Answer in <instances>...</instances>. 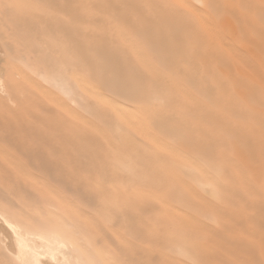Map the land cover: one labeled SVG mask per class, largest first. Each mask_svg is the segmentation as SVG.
<instances>
[{
    "label": "bare ground",
    "instance_id": "bare-ground-1",
    "mask_svg": "<svg viewBox=\"0 0 264 264\" xmlns=\"http://www.w3.org/2000/svg\"><path fill=\"white\" fill-rule=\"evenodd\" d=\"M7 7L49 17L41 24L54 35L42 38L50 43L38 50L41 63L8 55L14 73L42 94L28 101L57 115L44 118L49 123L78 126L77 142L99 154L96 161L78 150L89 156L69 164L56 156L29 167L17 156L0 162L2 177L14 171L28 181L0 186L11 264H264V0H9ZM5 101L0 96V122L13 118Z\"/></svg>",
    "mask_w": 264,
    "mask_h": 264
},
{
    "label": "rangeland",
    "instance_id": "rangeland-1",
    "mask_svg": "<svg viewBox=\"0 0 264 264\" xmlns=\"http://www.w3.org/2000/svg\"><path fill=\"white\" fill-rule=\"evenodd\" d=\"M8 2H9V0H2V1L0 0V9H1V11H0V48L3 51H4V49H9L8 50L9 52L7 50H5L6 53H3L4 55H2V54L0 55L1 57H3V58L0 57V59L2 60V61L0 60V69H6L7 70V72L5 74V76L7 78L5 85H6V87H8V88L5 87V90L2 91V93L4 92L3 95L0 93V96L7 101V102L6 101L5 102L9 105L8 108L11 109V111L13 113V115H12L13 118H12V120H11V118H9L7 120L8 122L7 121L0 122V134H1L0 136H2L0 138L3 141L2 143L0 141V143H1L0 145H1V147H3V146L5 147V148L3 147L4 149L0 147V153L2 152L0 154L1 155L0 162H3V163L8 162L9 163V160L10 161L12 160V162L14 160V163H17L16 162L17 157L20 158V159L18 158V163L25 164V165H27V167H29L28 163H30L31 160H36L38 162L39 161L40 162H44V161L48 162L49 160H51V159H47V157L52 158V160L59 158V159L63 160V163L65 162L66 164L73 162L72 161L73 158H74V160L75 159L82 160V162H83L84 159H86V157L89 155L82 156L78 153H74V152H77L78 150H79L78 152L88 150L92 153L91 156H89L88 158L94 159L96 161L99 160V154L96 153L97 152L96 146H86V144H85L86 142H82L84 145H81L82 143L77 142V139H76L77 137H76L74 132H75V128H77L78 126H68L67 123L66 124L64 123V122H66V121H64L65 119H61V118H59L61 121L60 120L57 121V122H59L57 125L53 124L52 122L49 123L48 121H46L48 119V117H52L53 119L54 118L58 119V117H56L57 115L54 117L55 113L52 115V112L50 111L47 116H44L40 113V110H41L40 104H43V103H40V104L37 103V104L33 105L32 102L28 101L29 99L37 98L38 100H36V101L38 102V101H40L39 98L41 99L40 96H42V94L39 90H37L33 86V84L31 82L25 81L24 78L18 76L21 74L17 75L16 73H14L15 71L12 68L13 63L11 64V62L9 61L8 55L10 54V51L12 53H15L16 51H18V52H22V53L27 54L28 57H30L34 62L38 61L41 63V60L44 57H43V54L41 53V51L39 53L38 50H41L42 47L47 46L48 43H50L48 41L47 42L44 41L43 39L53 41L54 35H53V33L51 34L49 32L45 33V31L42 27V24H41V22H43V23L48 22L49 17H44V16L38 17L37 14H35V13H32V15L29 14V16H26L25 13L11 15L10 13H8V10H9L7 7ZM27 20H28V23H27ZM34 25H36L35 29H34ZM4 45L6 47H4V49H3ZM8 45L10 46V48H8L9 47ZM1 50H0V53H2ZM43 63H44V61H43ZM97 88H100V89H98V91L100 90L99 92L102 95L108 94V91L105 87L99 86ZM102 91H104L106 94H104V92H102ZM31 92H35V93H31ZM5 93L7 96L5 95ZM57 94H59L63 98L64 101L70 103L72 105V107L73 106H74V108L78 107V105L76 103L70 102L66 96L61 95L59 92H57ZM36 96H38V97H36ZM28 104H31V105H28ZM87 105L88 106L91 105L89 101L87 102ZM38 115H40L41 118ZM24 118L28 122L24 121L25 120ZM44 118H47V119L45 120ZM14 120H15V122H13ZM23 122H26L28 124V126H26L27 125L26 123H24L25 124L24 125ZM17 123L20 124V125L18 124L19 127L17 126ZM61 124H64V126H61ZM35 129L37 131H35ZM82 131H83V129H81V132ZM15 132H16V134H15ZM24 132H26L27 134H25ZM46 132H47V135H46ZM52 134H53L54 138L51 136ZM18 135L19 136L21 135L22 137L20 136L21 137L20 138ZM49 135L51 136V138L49 137ZM82 136H84L83 132H82ZM25 137H26V139H24ZM27 137H29L30 139H27ZM72 137H73V139H72ZM16 139H18L19 142ZM47 139L48 140L52 139L54 143H50V140L48 142ZM28 140H30V142ZM31 141H32V144H31ZM75 142H77L79 144V147H78V144L76 145ZM33 143H36V144H33ZM23 145L24 146L26 145V147H24ZM12 146H14V148H12ZM22 147L24 149L28 148L29 150L28 149L24 150ZM81 147H84V150ZM85 147H87V148H85ZM10 150H11V153H13L14 157L12 155H9V154H11ZM27 152H29V153L26 154ZM48 152H49V154H47ZM38 153L41 154L42 156L39 155ZM58 153H59V155H58ZM2 154H4V155H2ZM29 154H31V155H29ZM75 154H76V156H75ZM3 156H4V158H3ZM11 156L14 159H12ZM15 156H17V157L15 158ZM55 156L58 158H56ZM6 158H9V159H7L8 161H6ZM38 159H40V160H38ZM66 164H64V165H66ZM34 173H35L34 174L35 176L40 175L42 179L44 178L42 176L41 172H34ZM81 173H89L90 178H93V176H95L94 174H91L90 172H88L86 170L81 171ZM3 174L4 175L2 177L1 176L2 174L0 173V177H2V178H0V182H1L0 186H2V187H7V186L12 185V184L22 185L24 183V181L28 182L26 180L25 175H22V174L17 175L14 171H12V173H11V171H8V172H5ZM10 177H12V178L10 179ZM7 178H9V179H7ZM9 180H11V182H9ZM43 180L46 181L47 183L49 181L50 184L49 183L48 184L51 187H54V188L58 187V188H56L57 191L60 188L61 191L60 190L59 191L62 195H63V193L65 194V192L60 187L59 182H55L53 180H52L53 181L52 182L51 179H47V177L44 178ZM90 191L95 192V189L89 185L88 186V192H90ZM16 192L21 193L20 191H16ZM66 193L68 194V192H66ZM67 194H65V196L64 195L63 196L67 200L77 203L76 202V200H78L77 195H75L76 196L75 197L73 194L69 193L70 196ZM71 196H74V197H71ZM21 197H22L21 194H17V198H19V199H17L18 203H20ZM73 198L76 200H74ZM58 205H60V204L58 203ZM20 206H22V204ZM34 211H35L34 209H31V210H29V213H31V212L34 213ZM62 211L66 215L70 216V212H69L67 207H62ZM0 222H1L0 223L1 224L0 225V241H1L0 242V264H8V263L11 264V260L9 258L10 255L8 253L9 252L11 253V251H13V245H12L13 244V235L10 232V230L4 224H2L1 219H0ZM4 226L6 227L5 229H4ZM1 238H5L4 239L5 241L3 239L1 240ZM95 240L97 241L98 239H94L93 241H95ZM2 241H3V243L4 242L5 243L3 244ZM1 243H2V245H5V247H2ZM145 246H146V243H145ZM5 248H7L9 251L6 250ZM5 251H8V253H6ZM43 261L45 264H51L49 262L47 263V261L45 259Z\"/></svg>",
    "mask_w": 264,
    "mask_h": 264
}]
</instances>
